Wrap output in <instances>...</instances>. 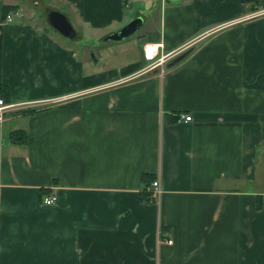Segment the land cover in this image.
<instances>
[{
  "label": "crops",
  "instance_id": "crops-1",
  "mask_svg": "<svg viewBox=\"0 0 264 264\" xmlns=\"http://www.w3.org/2000/svg\"><path fill=\"white\" fill-rule=\"evenodd\" d=\"M20 1L0 0V88L17 105L0 128V264H264V0H42L66 40L107 44L141 19L107 70L31 14L4 22L2 6L24 19ZM145 44L161 73L143 72Z\"/></svg>",
  "mask_w": 264,
  "mask_h": 264
},
{
  "label": "rangeland",
  "instance_id": "rangeland-1",
  "mask_svg": "<svg viewBox=\"0 0 264 264\" xmlns=\"http://www.w3.org/2000/svg\"><path fill=\"white\" fill-rule=\"evenodd\" d=\"M22 3V8L21 10L23 11L22 14L24 15V19L21 20L18 17H13L11 23L13 24H20L21 21L27 20L28 15L31 14L32 18L34 21V25L37 24L36 20L38 21L39 25L42 26L43 29H46V31H48L49 33H51V35L58 41H62L64 43H66V45L71 44V45H75L78 47V44L80 42V46H85L87 50H91L92 55H99L102 56L103 58H100V60L98 61V68H103L102 70H107L110 68H113V66H115L116 64L119 63H123V61H125L128 52L132 53V48L133 45L131 44H125V41H121V42H112V41H108L106 42L107 44H105L102 41L96 40V42H92V36L90 37L88 34H86L85 32H82V34H84L81 38V40H66L64 38H62L61 36H59L58 34H56V32L52 31L45 23L44 20V16H43V12L45 8H48V6H50L51 8H57L58 6L56 4H54V2H50L47 5V1L42 2V0H24V2L21 0L20 1ZM35 4H37V6H34ZM60 6V5H59ZM8 7H14L15 10H18V8H20V6H8ZM60 8V7H59ZM20 13V10H18ZM13 12V11H12ZM11 12H8L7 14H9ZM61 13V12H60ZM6 14V15H7ZM71 24L73 25V28L79 32V29L77 27H75L74 23H72V20L70 19ZM124 45V46H119V45ZM124 47V48H122ZM127 47L129 49V51L127 52ZM93 48V49H92ZM82 49V48H81ZM86 50V51H87ZM92 55H89V59ZM98 56V57H99ZM104 59V60H102Z\"/></svg>",
  "mask_w": 264,
  "mask_h": 264
},
{
  "label": "built area",
  "instance_id": "built-area-1",
  "mask_svg": "<svg viewBox=\"0 0 264 264\" xmlns=\"http://www.w3.org/2000/svg\"><path fill=\"white\" fill-rule=\"evenodd\" d=\"M126 7V6H125ZM12 16H16V13H9L4 17V22L9 23L12 19ZM142 60L146 63L145 67L143 68V72H151L154 69H158L159 72H162V67L166 61V55L157 53L155 47L150 44H145L142 47L141 53ZM1 93V88H0ZM17 107L15 104H8L5 103L3 98L0 94V128L4 122L5 115L9 113V111H13ZM184 122L190 121V117L184 116L182 117ZM160 194V189L157 181H153L150 185V195L153 201L157 200ZM54 202L53 196H46L42 201L41 204L45 206H50ZM169 244V242H167Z\"/></svg>",
  "mask_w": 264,
  "mask_h": 264
},
{
  "label": "water",
  "instance_id": "water-1",
  "mask_svg": "<svg viewBox=\"0 0 264 264\" xmlns=\"http://www.w3.org/2000/svg\"><path fill=\"white\" fill-rule=\"evenodd\" d=\"M170 3H176L179 0H166ZM44 20L48 27L65 39H73L74 30L69 24L66 16L58 11L45 8L43 12ZM141 24L140 18H135L123 26L117 33L108 35L104 41L121 42L134 35Z\"/></svg>",
  "mask_w": 264,
  "mask_h": 264
},
{
  "label": "trees",
  "instance_id": "trees-1",
  "mask_svg": "<svg viewBox=\"0 0 264 264\" xmlns=\"http://www.w3.org/2000/svg\"><path fill=\"white\" fill-rule=\"evenodd\" d=\"M14 7L2 6L1 7V16L2 19L6 16L8 12H14ZM1 97L6 101V94L4 91H1ZM8 142L12 145H24L27 141V136L23 131H11L7 135Z\"/></svg>",
  "mask_w": 264,
  "mask_h": 264
}]
</instances>
